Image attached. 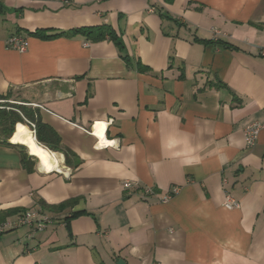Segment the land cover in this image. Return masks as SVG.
<instances>
[{"label":"crops","instance_id":"0c3cea01","mask_svg":"<svg viewBox=\"0 0 264 264\" xmlns=\"http://www.w3.org/2000/svg\"><path fill=\"white\" fill-rule=\"evenodd\" d=\"M103 25L121 48L33 35ZM13 35L26 52L6 48ZM261 48L264 0H0V95L81 161L68 167L28 125L55 168L24 135L0 137V218L54 220L2 235L0 264H264V129L252 148L244 134L264 124Z\"/></svg>","mask_w":264,"mask_h":264},{"label":"trees","instance_id":"16d2710c","mask_svg":"<svg viewBox=\"0 0 264 264\" xmlns=\"http://www.w3.org/2000/svg\"><path fill=\"white\" fill-rule=\"evenodd\" d=\"M172 1L173 0H166V2L168 3H171ZM33 35L44 40H52L64 36L74 37L82 35L86 37L87 40H90L92 42H101L106 39H110L114 41L120 48L122 47V42L116 35L115 31L107 25L75 29L55 34H49L48 31L38 30L34 32ZM9 100V95H0V137L5 144L11 145L9 143V140L11 142V139L13 142H16L17 136H22L25 134L24 130H20V127L30 126L31 129H33L30 124L33 123L35 125L34 130L36 138L39 143L45 145L51 151L63 153L65 156L66 165L68 167L76 169L80 166L81 161L77 157V155L71 150L63 148L61 146V140L58 134L51 128L43 124L39 115L34 110L23 105L10 104L8 102ZM25 124H27L28 126H26ZM20 148L22 149V162L24 167L28 172L33 171L35 158L27 153V149L24 146H20ZM4 221L5 220L3 218H0V223Z\"/></svg>","mask_w":264,"mask_h":264},{"label":"built area","instance_id":"2783aa9c","mask_svg":"<svg viewBox=\"0 0 264 264\" xmlns=\"http://www.w3.org/2000/svg\"><path fill=\"white\" fill-rule=\"evenodd\" d=\"M5 46L8 49L16 50L20 53H24L27 51L29 42L28 39L21 35H13L9 37ZM260 55L264 56V48L260 49ZM19 112V111H18ZM20 113V112H19ZM33 131L35 133V125L30 123ZM264 129V124L261 123H252L245 128V140L248 148H252L256 145L259 135L261 131ZM126 190H130L133 187V183L130 181H126L123 184ZM179 192L178 189L170 191L167 197H165L162 202L166 203L170 201V199ZM145 195H150L153 193L152 189H146ZM224 207L228 210L238 209L240 208V203L235 200L232 196L227 195L224 203ZM54 224V220L41 213L40 211L30 210L21 215H19L16 219L5 220L0 223V237L5 233L21 228L28 227L31 228L32 232H42L46 230L49 226Z\"/></svg>","mask_w":264,"mask_h":264},{"label":"bare ground","instance_id":"6f19581e","mask_svg":"<svg viewBox=\"0 0 264 264\" xmlns=\"http://www.w3.org/2000/svg\"><path fill=\"white\" fill-rule=\"evenodd\" d=\"M100 131V130H99ZM99 136L103 139V135L100 132H97ZM28 150L30 153H32L34 156H37L39 158H42L44 164L43 166L52 169L56 167L57 160L54 155L49 152L47 149L43 148L41 145H39L35 139V136L33 133H27L26 135L21 137L20 141ZM42 162V163H43ZM41 163V164H42Z\"/></svg>","mask_w":264,"mask_h":264},{"label":"water","instance_id":"95a60500","mask_svg":"<svg viewBox=\"0 0 264 264\" xmlns=\"http://www.w3.org/2000/svg\"><path fill=\"white\" fill-rule=\"evenodd\" d=\"M119 264H125V263H124V261L121 260V261L119 262Z\"/></svg>","mask_w":264,"mask_h":264},{"label":"rangeland","instance_id":"374dc122","mask_svg":"<svg viewBox=\"0 0 264 264\" xmlns=\"http://www.w3.org/2000/svg\"><path fill=\"white\" fill-rule=\"evenodd\" d=\"M27 126V124H25ZM31 128V127H30ZM28 153V152H27Z\"/></svg>","mask_w":264,"mask_h":264}]
</instances>
